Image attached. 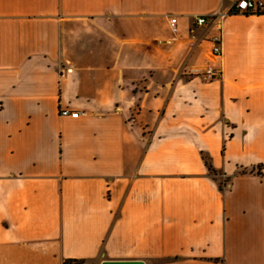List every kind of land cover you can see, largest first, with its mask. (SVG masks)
<instances>
[{
  "label": "crops",
  "instance_id": "0c3cea01",
  "mask_svg": "<svg viewBox=\"0 0 264 264\" xmlns=\"http://www.w3.org/2000/svg\"><path fill=\"white\" fill-rule=\"evenodd\" d=\"M222 4L0 0V264H264V15L192 31Z\"/></svg>",
  "mask_w": 264,
  "mask_h": 264
},
{
  "label": "built area",
  "instance_id": "2783aa9c",
  "mask_svg": "<svg viewBox=\"0 0 264 264\" xmlns=\"http://www.w3.org/2000/svg\"><path fill=\"white\" fill-rule=\"evenodd\" d=\"M246 15V16H260L264 15V0H223L221 8L210 15L197 16L194 18L192 31L198 27L215 26L218 30H221L223 22L231 15ZM177 20L171 21V28L173 33H177L176 27ZM222 54L221 39L215 38L214 44L211 50L212 58H217ZM204 76L208 80H214L220 77V72L213 68H208L204 72ZM63 117L78 118L79 112H71L69 110H63L61 112Z\"/></svg>",
  "mask_w": 264,
  "mask_h": 264
},
{
  "label": "trees",
  "instance_id": "16d2710c",
  "mask_svg": "<svg viewBox=\"0 0 264 264\" xmlns=\"http://www.w3.org/2000/svg\"><path fill=\"white\" fill-rule=\"evenodd\" d=\"M204 161L206 163V165L208 166L210 172L214 175V176H218L219 174L213 169L211 162H210V158H208L207 156H204ZM229 181L226 179L222 184H221V188L223 189V186H226L227 183ZM87 261L86 260H76V259H68L65 260L64 264H86Z\"/></svg>",
  "mask_w": 264,
  "mask_h": 264
},
{
  "label": "water",
  "instance_id": "95a60500",
  "mask_svg": "<svg viewBox=\"0 0 264 264\" xmlns=\"http://www.w3.org/2000/svg\"><path fill=\"white\" fill-rule=\"evenodd\" d=\"M101 264H145L143 261H104Z\"/></svg>",
  "mask_w": 264,
  "mask_h": 264
},
{
  "label": "rangeland",
  "instance_id": "374dc122",
  "mask_svg": "<svg viewBox=\"0 0 264 264\" xmlns=\"http://www.w3.org/2000/svg\"><path fill=\"white\" fill-rule=\"evenodd\" d=\"M219 180L221 181L222 179L219 178ZM223 183V180H222ZM86 264H95L94 262H87Z\"/></svg>",
  "mask_w": 264,
  "mask_h": 264
}]
</instances>
